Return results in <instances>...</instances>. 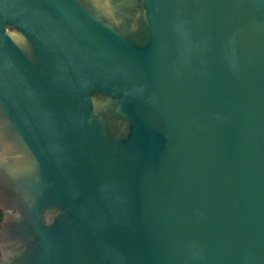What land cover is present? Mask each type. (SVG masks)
<instances>
[{"label": "water", "instance_id": "obj_1", "mask_svg": "<svg viewBox=\"0 0 264 264\" xmlns=\"http://www.w3.org/2000/svg\"><path fill=\"white\" fill-rule=\"evenodd\" d=\"M0 264H264V0H0Z\"/></svg>", "mask_w": 264, "mask_h": 264}, {"label": "trees", "instance_id": "obj_2", "mask_svg": "<svg viewBox=\"0 0 264 264\" xmlns=\"http://www.w3.org/2000/svg\"><path fill=\"white\" fill-rule=\"evenodd\" d=\"M1 218H2V211L0 210V221H1Z\"/></svg>", "mask_w": 264, "mask_h": 264}]
</instances>
